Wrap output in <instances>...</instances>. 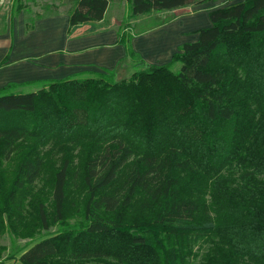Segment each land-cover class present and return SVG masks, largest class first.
<instances>
[{
    "label": "trees",
    "instance_id": "obj_1",
    "mask_svg": "<svg viewBox=\"0 0 264 264\" xmlns=\"http://www.w3.org/2000/svg\"><path fill=\"white\" fill-rule=\"evenodd\" d=\"M125 1L131 17L206 2ZM107 6L77 0L69 27ZM208 18L161 66L118 29L128 79L0 88V239L34 242L20 264H264V0Z\"/></svg>",
    "mask_w": 264,
    "mask_h": 264
},
{
    "label": "crops",
    "instance_id": "obj_2",
    "mask_svg": "<svg viewBox=\"0 0 264 264\" xmlns=\"http://www.w3.org/2000/svg\"><path fill=\"white\" fill-rule=\"evenodd\" d=\"M107 1L102 20L71 28L69 11L41 16L32 24L19 16L14 31L0 37V88L10 83L63 80L106 70L116 73L122 69V74L128 73L131 61L125 47L118 43V18H108L110 2ZM212 6L206 1L198 6L165 11L172 14L169 20L145 32L131 34V48L148 65L170 63L183 44L198 39L197 31L211 26L208 13L216 9Z\"/></svg>",
    "mask_w": 264,
    "mask_h": 264
},
{
    "label": "rangeland",
    "instance_id": "obj_3",
    "mask_svg": "<svg viewBox=\"0 0 264 264\" xmlns=\"http://www.w3.org/2000/svg\"><path fill=\"white\" fill-rule=\"evenodd\" d=\"M77 0H0V37L9 34L16 28V24L19 16L24 18V21L28 24H32L34 19L48 14H52L60 11H70ZM209 4L213 5V8L224 7L230 4H235L243 0H206ZM110 5L108 8V18H118L116 26L119 27L120 32L124 35L139 34L150 30L159 24L169 20L172 16L171 13L161 12H149L147 14L131 17L129 16V7L125 0H109ZM18 11V14H15ZM12 16H15L13 19ZM128 73H123L122 69H119L115 74L116 80L128 79L133 71L137 68L134 63L131 62ZM177 69V65L173 67V70ZM130 70V71H129ZM36 85L22 86L18 91L23 93H29L35 90ZM58 231V227L51 228L45 236H52ZM34 242L30 239H15L11 235L5 234L0 239V245L6 249L0 252V264H20L17 258L22 252L32 246ZM202 250L198 252L196 259H193L190 264H200ZM13 257V258H11ZM56 262L61 260L55 259ZM58 264V263H56Z\"/></svg>",
    "mask_w": 264,
    "mask_h": 264
}]
</instances>
